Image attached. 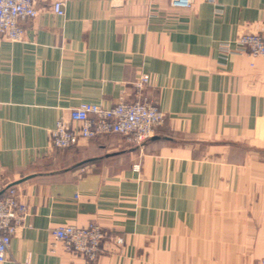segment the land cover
Wrapping results in <instances>:
<instances>
[{
	"label": "crops",
	"instance_id": "crops-1",
	"mask_svg": "<svg viewBox=\"0 0 264 264\" xmlns=\"http://www.w3.org/2000/svg\"><path fill=\"white\" fill-rule=\"evenodd\" d=\"M54 1L40 0L23 41L0 37V184L27 210L3 264H259L264 57L221 44L264 25V0H64L63 17ZM141 73L166 115L159 139L48 148L81 103L134 100ZM90 224L106 233L94 263L52 235Z\"/></svg>",
	"mask_w": 264,
	"mask_h": 264
},
{
	"label": "built area",
	"instance_id": "built-area-1",
	"mask_svg": "<svg viewBox=\"0 0 264 264\" xmlns=\"http://www.w3.org/2000/svg\"><path fill=\"white\" fill-rule=\"evenodd\" d=\"M216 3V0H206ZM40 0H0V37L17 43L24 40V23L34 20L38 14ZM176 9L191 8L194 0H169ZM53 12L63 17L65 1L56 0ZM224 53H248L253 57H264V25L257 32H246L235 41L221 44ZM150 76L141 73L131 84L135 99L122 97L116 105L105 108L97 104L81 103L69 112L68 118L60 117L49 133L50 150H67L77 147L82 140H95L109 135H118L135 146H142L153 138L159 127L163 126L166 115L156 103L142 96L149 86ZM27 210L20 204L19 191L8 187L3 191L0 184V264L8 261L12 238L23 225ZM53 237L62 243L72 254L94 263L101 251L106 233L97 224L86 227L63 225L53 230ZM116 243H124L122 237ZM259 264H264L262 259Z\"/></svg>",
	"mask_w": 264,
	"mask_h": 264
},
{
	"label": "water",
	"instance_id": "water-1",
	"mask_svg": "<svg viewBox=\"0 0 264 264\" xmlns=\"http://www.w3.org/2000/svg\"><path fill=\"white\" fill-rule=\"evenodd\" d=\"M157 139H159V137H153V138L149 139L148 141L157 140ZM148 141H146V142H148ZM146 142H145V143H146ZM145 143H144V144H145ZM144 144H143V145H144Z\"/></svg>",
	"mask_w": 264,
	"mask_h": 264
},
{
	"label": "rangeland",
	"instance_id": "rangeland-1",
	"mask_svg": "<svg viewBox=\"0 0 264 264\" xmlns=\"http://www.w3.org/2000/svg\"><path fill=\"white\" fill-rule=\"evenodd\" d=\"M48 139H49V137H48Z\"/></svg>",
	"mask_w": 264,
	"mask_h": 264
}]
</instances>
